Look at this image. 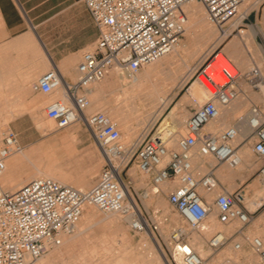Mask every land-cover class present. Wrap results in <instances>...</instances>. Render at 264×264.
Returning <instances> with one entry per match:
<instances>
[{
	"label": "built area",
	"instance_id": "obj_1",
	"mask_svg": "<svg viewBox=\"0 0 264 264\" xmlns=\"http://www.w3.org/2000/svg\"><path fill=\"white\" fill-rule=\"evenodd\" d=\"M199 1L212 23L227 24L238 16L241 4L246 0H84L96 25L97 37L91 48L81 53L76 65V77L64 80L54 68L43 72L31 84L32 90L49 94L57 86L62 87L63 98H57L44 107V114L55 123V129L77 121L90 131L103 155V164L95 182L86 189H77L48 176L32 177L15 189L0 183V264H31L49 248L62 242V234H70L86 204L103 213L118 212L126 218L134 232L157 230L158 224L141 211L134 196L128 192L131 180L123 172L131 160L137 168L148 173L152 185L172 181L176 185L168 191L167 200L186 221L196 228L206 216L215 211L223 224L234 221L239 225L230 235L217 231L207 239V246L215 252L236 234L248 240L252 250L264 261V243L258 236L245 235L242 228L249 220V210L243 204L244 192L221 191L210 200L200 190L211 192L217 179L214 167L226 163L236 167L240 157L235 138L243 114L234 122L206 129L211 121L220 118L242 92L238 83L245 80L259 90L264 87V74L257 64L241 71L226 54L218 52L200 63L189 78L196 80L205 92V99L193 109L184 121V133L175 147L168 146L158 133H145L137 143H124L120 130L101 110L87 112L90 101L87 91L100 82L109 72L116 70L129 76L168 53L182 35V18L179 8L186 3ZM249 12L242 16L232 31L240 34L248 25ZM264 61V48L261 51ZM206 61V62H205ZM245 120L249 132L243 140L253 136L254 152L263 158L257 175L264 184V112L258 104L251 103ZM0 176L6 158L20 150L16 132L5 129L0 134ZM211 157L214 163H206L204 169L193 165L195 157ZM131 191V190H130ZM158 191V190H156ZM132 193V192H131ZM186 230L173 228L170 242L181 252L185 264H205L186 240ZM239 241H233L235 249ZM223 264H230L223 258Z\"/></svg>",
	"mask_w": 264,
	"mask_h": 264
},
{
	"label": "crops",
	"instance_id": "obj_2",
	"mask_svg": "<svg viewBox=\"0 0 264 264\" xmlns=\"http://www.w3.org/2000/svg\"><path fill=\"white\" fill-rule=\"evenodd\" d=\"M247 6V13L249 12V25L245 28L247 34L241 35L240 39H236L238 41L236 47L234 43L230 44L232 39L227 45L232 52H230L232 56L235 54L238 63L242 67L246 65L248 60L244 54L238 53L243 42L247 43L249 41V44L252 45L253 39H255L259 45L257 47L259 52L264 48V0H249ZM96 37L97 28L84 0H0V131L2 127V94H13L10 99L5 97L3 101V104L10 107L9 112L5 111L4 118H8V120L12 118L10 121L11 127L16 132L18 142L22 147L20 151H15L6 158L5 168L0 176V183L4 187L14 189L17 184L24 182L25 178L17 172V168L23 162L28 164L30 168L31 173L27 177H35V171H40V173L52 176L74 187L82 188L90 185L94 171L91 164L93 155L90 150L91 141H94L93 136L81 121L63 128L49 130L46 133L40 132L38 128L46 126L51 122V119H47L46 123L42 122L43 116L37 110L44 111V107L49 102L40 107L44 100L33 96L31 84L43 72L52 68L56 69L64 80H73L77 74L76 65L79 62L81 53L93 46ZM252 54L258 56L256 53ZM163 62L164 60L161 61L160 65ZM254 64H257L264 72V61L261 59V52L259 60L254 61ZM149 82L152 81H145V83ZM153 82L158 83L160 81L153 79ZM181 83L176 81L173 85L181 86ZM94 84L87 91L90 99V106L87 111L89 109L110 108L115 103V94H124L123 88L120 87L119 82L116 83L111 72L100 82ZM167 89L166 94L169 91ZM59 93V87L54 88L52 92L47 94V100L56 99L60 96ZM107 94L111 98L107 97ZM175 94H179V92L177 91ZM183 94L179 97L175 95L172 99L169 95L171 102L169 101L165 106L166 112H163L164 118L172 106L178 104L179 117L175 116L174 120L179 124V129L173 128L167 135L170 139L165 140V143L170 147H175L177 138L184 133H181V129L183 131L185 128L184 120L196 107L190 103L200 102L192 99L180 102ZM240 94L245 95L244 92ZM253 94L242 100L241 103H237L236 108L230 109L229 106L224 113L228 122L237 112H242L244 115V120L242 118L240 122L245 121V124L236 137V149L240 157L239 164L236 167H231L226 163L217 164L214 167V174L217 179L215 189L211 192L201 189L200 193L209 198L212 194L215 195L221 191L242 190L244 192L243 204L249 210V220L243 226L242 233L249 235L250 231L257 230L264 235V200L252 209L249 207L250 204L246 202V197L250 202L255 203L264 194V188L261 189L263 183L257 175L263 158L253 150L255 141L253 136L243 140L249 132L245 120L247 113L245 109L248 102L252 100ZM261 100L264 102V98H261ZM171 103L172 105L168 107ZM25 111L30 113L37 127L33 126L31 119L18 117L19 114ZM188 112L190 114L187 116ZM163 113L159 114L160 117ZM163 118L154 127V134L161 126ZM220 122L221 120L214 121L213 127L220 125ZM138 140L139 138L132 140V143H136ZM60 157H62V160H60ZM206 163L211 162L198 156L193 160V165L199 169H204ZM165 182L164 185H159V191L162 194H166L168 188L173 189L175 187L173 185L175 182ZM216 189L218 192H215ZM236 241L241 243L240 248L236 250L238 264H264V261L262 262L260 259L259 262L255 261L254 254L256 253L242 234H236ZM211 253L210 249L206 256L211 255Z\"/></svg>",
	"mask_w": 264,
	"mask_h": 264
},
{
	"label": "rangeland",
	"instance_id": "obj_3",
	"mask_svg": "<svg viewBox=\"0 0 264 264\" xmlns=\"http://www.w3.org/2000/svg\"><path fill=\"white\" fill-rule=\"evenodd\" d=\"M227 25L228 24H226L225 26H227ZM211 27L216 28L217 24H211ZM244 31L246 32L247 29H244ZM241 35H242L241 33L238 34V33H236V31L231 32V28H230V32L226 36H224L223 38H221L219 40H215L214 38L211 37L209 39L206 38L203 41H199L198 46L196 47V49H198L197 54H196V56H194L193 58H191L189 60L188 65L190 67H194V70H195V68L200 63H202L210 54L212 55L214 52L220 51V53H224L229 58H231L233 60V62L237 65V67L241 71L247 70L250 66H252L254 64V61L259 60V54L262 50H260V52H259V50L257 48V47H259V45L255 39H253L252 45L249 44L250 43L249 41H247V43L243 42L242 46L240 47L241 50L238 51V53L244 54V56L247 57L248 60L246 62V65L242 67L238 63V61H237L238 59L236 58L235 54H233V56H232V54H231L232 52L230 51V49H228V46H227L228 42L231 39H235V40L240 39ZM184 41H186V34L182 33L180 40H179V43L184 42ZM235 47H236V45H235ZM206 52H208V54H206ZM252 53H254V54L256 53V54H258V56H253ZM203 55H205V56L203 58H201ZM211 55L207 58L206 61H208V59L211 57ZM148 67H149V65L145 66L141 71L148 69ZM111 74L113 76V79L116 81V83H118L117 74L113 70L111 71ZM189 78L187 79V82H185L186 80L184 81L185 82L184 84H183V82L181 83V81L179 80L178 82L182 84L181 86H178V85L174 86L173 85V87L171 89L168 88L167 90H169V91L167 92V95L168 96L170 95L171 99L175 95H176V97L181 96L186 91L187 87L192 83V82L190 83L188 81ZM93 85H95V84H93ZM238 86H239V88H241V90H243L242 92H244L245 95L250 96L253 93H255V95H256V97L254 99H252L250 102H248L245 111H247V109L251 103H254V104H258L260 106V108L262 109V111L264 112V102L261 100V98H264V96H262L259 93L258 89L252 87L251 84L245 80H240L238 83ZM177 91L179 92V94H175ZM32 92L31 93L33 94L34 97H38V98L44 100V103L41 104L40 107H43V105L46 102H51V101L47 100V98H48L47 94H44V93H41V92L35 91V90H32ZM12 95L13 94H2V101H1V112H2V114H1V125H2V127H1L0 134H2V132L7 128L13 129L11 127V124H10V121L12 120V118L9 120H8V118L7 119L4 118V115L6 114L5 111H8L10 107L3 104L5 97L10 99L12 97ZM241 95L242 94H239V97H241ZM107 97H110V95L107 94ZM202 100L199 103H190V104L193 106H197V104H200L202 102ZM169 101H170V98L168 97V101L166 104L158 105L157 116H154L155 118L153 117V119H152V117H150L147 120H144L141 124H139L131 139H128V137L126 136V133H124V131L120 129L121 141L124 143H132V140H136L138 138H141L148 131H150L149 133H152L154 127H156V125H158L159 121L163 118V116H164L163 112H166V110L164 108L169 103ZM4 105H5V107H4ZM171 105H172V103L170 105H168V107ZM100 110L105 112L104 109H100ZM37 111H38V113H40L43 116L42 122L46 123L48 118L45 116L44 111L43 110H40V111L37 110ZM92 111H96V110L89 109L87 112H92ZM161 112L163 114L160 117ZM189 114L190 113L188 112L187 116ZM240 114H243V113L237 112L234 115V117L232 119H230V122L227 121V124L218 125V126H226V125L231 124L233 122V120L236 118V116H238ZM20 116L31 119L33 126L37 127L36 122L33 120V118L31 117V115L28 111H25V112L18 115V117H20ZM117 126L119 128V125H117ZM217 127H215L214 129H216ZM38 129L40 130V132L46 133L49 130L55 129V123L53 120H51V122L48 123L46 126H43L42 128H38ZM206 129H211V128H208V126H206ZM211 130H213V129H211ZM183 132H184V129H183V131H181V133H183ZM0 137H1V135H0ZM235 142H236V139H235ZM168 144H170V143H168ZM90 150H91V154L93 155V161L91 164H92L94 171L92 173L90 185H88L87 187H82L83 189L89 188L95 182V177L99 173L101 166L104 162L103 155H102L101 151L99 150V147L97 146V144L94 141H91V149ZM92 155H91V159H92ZM205 159L210 161L211 163H214V159L211 157H206ZM60 160H62V157H60ZM131 168H132V170H131ZM29 169H30L29 165L24 163V162L22 164H20L19 167L17 168V172L20 173L23 178H25L24 182L22 181L23 183H25L26 181H28L29 179L32 178L31 176L27 177V175H29L31 173ZM123 175H124L125 179L131 180V187H130L131 191L130 192H132V194L136 197V200H137V202L141 208V211L145 214V216H147L151 220H155L156 223L158 224V229L153 230V232H154V234L156 236V240L160 244L162 251L164 252L166 258H168V259L172 258L171 247H172L173 243L170 242L169 235H170L171 231L173 230V228L179 227V226L183 227L187 232V234L185 236L187 242H193L191 240V239H193L192 238L193 233H196V232L199 233L200 232L198 230V226L194 229H192L190 227L188 228L186 221L182 218V216L175 210V208L169 202H168L169 203L168 205H169L170 210L167 212H164L162 207L156 206L155 200H153L151 202H147V200H146L147 197L143 196L145 193H149L151 190V187H152V183L150 181V176L148 173L141 172L137 168L135 161L131 160L128 167L123 172ZM173 185H176V183H174ZM171 189L172 188H168L166 190V194H163L165 201H168L167 200V193ZM215 192H218V190L216 189ZM213 196H214V194H212L208 198V200H210ZM94 210L97 213V217H104L106 214V213L101 212L97 208H95ZM214 215H215V218H217L216 213H214ZM103 221H106V220H103ZM231 224H234V228H233V230H234L239 223L234 221ZM162 225H163V227H162ZM224 225H228V224H224ZM160 229H161V231H160ZM75 231H76V228H74V231L70 234H62L64 237H66L65 242L62 244H59L57 246L49 248L43 255L40 256V258H38L37 262L43 261L42 264H113V260L116 257H120L125 262L131 261V262H135V264H143L152 255L153 252H156L157 254L161 253V251H159V249L157 248V245L155 242L149 240L150 245H148V246L142 242V240H141L142 236L145 235L144 231L143 232L132 231L130 229V227L128 226L127 221H125L123 219H120V220H118L112 224L111 223H104V222L94 223V224H92V226L84 229L83 232H81V234L78 236L74 235ZM211 234L212 233H208L207 235L202 234V236L204 237V248L208 247L207 246V239L211 236ZM252 236H256V235H249L250 238ZM230 241H231V243L233 241H236V235H233L227 241L228 244L230 243ZM227 242H226V244H227ZM220 249L211 253V255H209V256L204 255V257H202V258H205L204 263L205 264H223L222 263L223 258L228 257V255L227 256L224 255L225 257L224 256L221 257L220 256V251H221ZM195 250L197 251L196 247H195ZM211 257H213V258L211 259ZM217 257H219V258L216 259ZM254 257L256 259L255 260L256 262L260 261L257 254H254ZM157 264H165V263L160 260ZM173 264H175V263L173 262Z\"/></svg>",
	"mask_w": 264,
	"mask_h": 264
},
{
	"label": "bare ground",
	"instance_id": "obj_4",
	"mask_svg": "<svg viewBox=\"0 0 264 264\" xmlns=\"http://www.w3.org/2000/svg\"><path fill=\"white\" fill-rule=\"evenodd\" d=\"M248 1L249 0H246L241 4L239 11H238V16L235 17L234 20L231 21L230 23H227L228 24L227 26H225L226 23L218 24V23L210 22L207 18L205 7L201 2L193 1V2L183 4L179 8V13L181 15L182 24H183L182 33L186 34V41L180 42V43L178 42L177 45H175L168 53L164 54L162 57H160L155 62L148 64L149 65L148 69L141 71L143 69L142 68L140 71H138L137 73L131 76L125 73L120 74L116 70H113L118 76L117 77L118 82L120 84V87L123 88L124 94H115L116 96L115 103L110 108L104 109L105 112L104 111L103 112L106 114L109 120L115 123L117 128H118L117 125H119L118 129L123 130L124 133H126V136L128 137V139H131L135 133L137 126L141 124L144 120H147L150 117H152L153 119L154 116H157L158 105L160 104L164 105L167 103L168 95L166 94V89L170 88V86L172 87L176 81L180 80L181 82H184L192 75L194 71V67H190L188 64H189V60L193 58L194 56H196L197 54L198 49H196V47L198 46L199 41H203L204 39L206 38L209 39L211 37L214 38L215 40H219L223 38L224 36H226L230 32V28L232 30V28L235 27L236 24L240 22L241 17L247 14V10H248L247 2ZM211 24H217V27L212 28ZM241 34L242 36H244L247 33L244 30H242ZM231 43H234L236 45V43L238 44V41H236L235 39H232L230 41V44ZM206 54H208V52H206ZM204 56L205 55H203L201 58H203ZM217 57L219 59L223 58L220 52L218 53ZM162 60H164V62L162 63V65H160ZM261 71L264 74L262 69ZM153 79L155 80L157 79L160 82L154 83ZM149 80H151L152 82L145 83V81H149ZM258 86H259V90H258L259 93L262 96H264L263 85L259 83ZM57 87H59V91H60L59 93L60 96L57 98H63L62 87L61 86H57ZM248 96L249 95H241V97L239 98H243V99L237 98L230 105V109L236 108V104L241 103L242 100H245V98H248ZM205 97L206 95H205L204 90L199 85V83L196 80H194L188 86L187 91L183 94V98L180 102L187 101L190 99H192L193 101L194 100L201 101L202 99L204 100ZM255 97L256 95L253 94L251 99H254ZM177 110H178V104L175 106L173 105L172 108L167 112V114L161 121V126L160 127L158 126L159 128L156 130V132L159 133L160 139L164 142L165 140L169 138L167 135L170 133L171 130H173V128L179 129V124L174 120L175 116L179 117ZM226 110L222 111V114L220 118L218 119V120H221L220 125L227 124V121L224 115ZM213 122L214 121H211L207 124V126L211 129L214 128ZM244 124H245V121L240 122L238 126V132L244 126ZM120 138H121V131H120ZM35 175L52 177L47 174L40 173V171H35ZM61 183L66 184L64 182H61ZM165 183L166 182L163 181L159 185L161 184L164 185ZM20 185L21 183L17 184L16 188ZM159 185L158 186L152 185L150 192L145 193L143 196L147 197L146 199L147 202H151L155 200L156 206L162 207L163 211L167 212L170 210L169 205H168L169 203L168 201H165L163 194L159 191ZM75 188L82 189L78 187H75ZM263 188H264V185L261 189ZM128 192L130 193L131 198L134 199V196L130 192V189ZM262 200H264V194L261 196V198H258L255 203L250 202L248 197H246V202L250 204L249 207L251 209L254 208L257 204H259ZM95 208L96 207L93 205H89V204L84 205L83 211L75 225V228H76V231L74 234L75 236L80 235L84 229L92 226V224L94 223L104 222V223L112 224L120 219H123L126 221V218L122 216L121 214H119L118 212L106 213L104 217H97V213L94 210ZM214 213L215 211H211L206 216V218L198 224V230L200 232L193 233V237H192L193 239H191L193 242H188L190 248H193L194 250H195V247L197 248V251L196 250L195 251L201 257H204V255H207V253L210 250L209 247L204 248V237L202 236V234L207 235L208 233L213 234L217 231H220L224 235H230L232 234V231L234 228V224L230 223L228 225H224L223 223L219 222L217 218H215ZM103 220H106V221H103ZM182 229L184 230L183 227ZM144 232H145V235L142 236V239H141L142 242L147 246L150 245L149 240L155 242L157 245V248L159 249V251H161V253L157 254L156 252H153L152 255L143 264H157L160 260L163 261L165 264H173V262L175 264H185L183 262L181 252H179L174 246L171 247L172 258L168 259L165 257V254L162 251L160 244L157 242L154 232L148 228L145 229ZM249 235H257L262 240V242H264V235L259 233V231L257 230L250 231ZM61 238H62V242H61L62 244L65 242L66 237L62 235ZM230 243L228 244L227 242V244L224 245L220 249L221 250L220 256L223 257L224 255L225 256L228 255V257L226 258H229L230 264H238V259L236 258L237 249L234 248L233 242L231 244ZM37 260L38 258L32 261L31 264H42L43 261L37 262ZM113 264H135V262H131V261L125 262L120 257H116L113 260ZM247 264H251V263H247Z\"/></svg>",
	"mask_w": 264,
	"mask_h": 264
}]
</instances>
